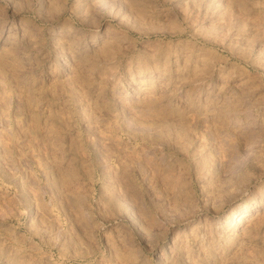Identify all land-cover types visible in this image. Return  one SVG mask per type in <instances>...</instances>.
Instances as JSON below:
<instances>
[{
  "label": "rangeland",
  "instance_id": "rangeland-1",
  "mask_svg": "<svg viewBox=\"0 0 264 264\" xmlns=\"http://www.w3.org/2000/svg\"><path fill=\"white\" fill-rule=\"evenodd\" d=\"M0 264H264V0H0Z\"/></svg>",
  "mask_w": 264,
  "mask_h": 264
},
{
  "label": "bare ground",
  "instance_id": "bare-ground-1",
  "mask_svg": "<svg viewBox=\"0 0 264 264\" xmlns=\"http://www.w3.org/2000/svg\"><path fill=\"white\" fill-rule=\"evenodd\" d=\"M159 18V17H158ZM176 18V17H175ZM162 21V20H161ZM177 21V20H176ZM161 23V22H160ZM173 23V22H172ZM155 24V23H154ZM164 24V23H163ZM163 24H162V26H163ZM166 24V23H165ZM171 24V23H170ZM169 24V25H170ZM175 24H177L178 25V23H175ZM171 25H174V24H171ZM171 25L169 26L170 27V29L172 28L171 27ZM176 25V26H177ZM159 26H161L160 24H159ZM168 26V25H167ZM155 27V26H154ZM164 27H165V25H164ZM178 27V26H177ZM158 28V27H157ZM166 28V27H165ZM164 28V29H165ZM174 29H176L175 27H173ZM180 28H181V26H180ZM154 29V28H153ZM155 30H156V28H155ZM168 29H166V31H167ZM149 31V30H148ZM147 31V32H148ZM154 31V30H153ZM159 31V30H158ZM164 31V30H163ZM175 31V30H174ZM178 31V30H177ZM180 32H181V30H179ZM203 31V30H202ZM160 32V31H159ZM162 32V31H161ZM160 32V33H161ZM183 32V31H182ZM196 32V31H195ZM153 33V32H152ZM163 33V32H162ZM172 33H173V31H172ZM193 34V33H192ZM191 34V35H192ZM197 34V33H196ZM195 34V35H196ZM201 34V33H200ZM171 35V34H170ZM206 35V34H205ZM208 35V34H207ZM193 36V35H192ZM198 36V35H197ZM204 36V35H203ZM196 37V36H195ZM180 38V37H179ZM202 38V37H201ZM203 39V38H202ZM138 40V39H137ZM181 40V39H180ZM208 40V39H207ZM158 41V40H157ZM181 43H183L182 41H180ZM211 42V41H210ZM167 43V42H166ZM178 43V45H179V42H177ZM177 43H175V44H177ZM181 43H180V45H181ZM155 44V43H154ZM168 44V43H167ZM174 44V45H175ZM187 44V43H186ZM189 44V43H188ZM210 44V43H209ZM170 45H171V42H170ZM194 45V44H193ZM166 46H169V44L168 45H166ZM182 46V45H181ZM180 46V47H181ZM171 47V46H170ZM175 47H177V45H175ZM188 47V46H187ZM177 48H179V47H177ZM193 48V47H192ZM166 49V48H165ZM167 49H169V48H167ZM181 49V48H180ZM179 49V50H180ZM169 50H171V49H169ZM177 49L175 48V51H176ZM185 50V49H184ZM168 51V50H167ZM166 51V52H167ZM192 51V50H191ZM197 51V50H196ZM154 52V51H153ZM152 52V53H153ZM159 52V51H158ZM163 52V51H162ZM169 52V51H168ZM181 52H182V49H181ZM170 53V52H169ZM172 53V52H171ZM176 53H178V52H176ZM180 53V52H179ZM183 53V52H182ZM181 53V54H182ZM150 54V53H149ZM154 54H155V52H154ZM199 54V53H198ZM174 55H175V53H174ZM178 55V54H177ZM177 55H175L174 57H176ZM183 55V54H182ZM154 56V55H153ZM172 56V55H171ZM181 56V55H180ZM156 57V56H155ZM154 57V58H155ZM162 57H164L163 55H162ZM167 57V56H166ZM166 57H165V59H166ZM150 58H152L153 59V57H150ZM159 58V57H158ZM179 58V57H178ZM151 59V60H152ZM157 60V59H156ZM159 60V59H158ZM179 60V59H178ZM166 61V60H165ZM197 61H198V59H197ZM156 62V61H155ZM170 62V61H169ZM200 62V61H199ZM195 65V64H194ZM193 66V65H192ZM161 69V68H160ZM163 69H165V68H163ZM195 70V69H194ZM181 71V70H180ZM250 210V208H249V205L248 206H243L241 209H239V208H233V210H232V214L230 215V216H228V217H226L225 218V220H224V223L225 224H230L231 222H242V221H244L245 219H246V213L248 212Z\"/></svg>",
  "mask_w": 264,
  "mask_h": 264
}]
</instances>
